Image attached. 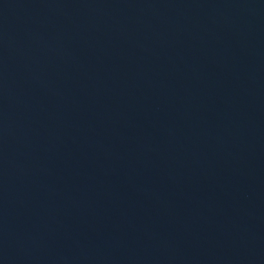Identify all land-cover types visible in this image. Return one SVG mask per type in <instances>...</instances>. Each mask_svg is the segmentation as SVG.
Returning <instances> with one entry per match:
<instances>
[{
  "label": "water",
  "instance_id": "95a60500",
  "mask_svg": "<svg viewBox=\"0 0 264 264\" xmlns=\"http://www.w3.org/2000/svg\"><path fill=\"white\" fill-rule=\"evenodd\" d=\"M0 83L167 264H264V0H0Z\"/></svg>",
  "mask_w": 264,
  "mask_h": 264
}]
</instances>
